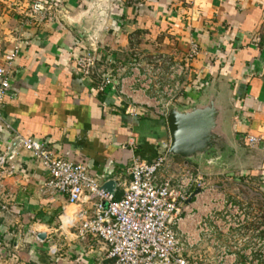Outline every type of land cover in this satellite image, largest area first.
<instances>
[{"label":"crops","instance_id":"0c3cea01","mask_svg":"<svg viewBox=\"0 0 264 264\" xmlns=\"http://www.w3.org/2000/svg\"><path fill=\"white\" fill-rule=\"evenodd\" d=\"M29 1L0 0V65L20 49L0 108V155L11 147L17 154V172L0 183V243L6 247L0 264L109 263L101 241L60 228L64 209L75 208L45 188L47 172L17 136L41 140L86 166L117 199L130 182L133 159L151 162L167 153L161 146L170 142L168 132L162 140H141L139 133L153 117L167 124L164 119L141 110L131 115L126 101L114 92L100 94L77 72L76 58L97 45L113 64L130 63L136 51L184 63L188 75L176 106L205 101L220 82L233 101L229 126L244 158L233 168L169 159L233 201L264 207V0H65L63 20L51 25L24 23ZM192 43L200 53L188 62ZM250 137L259 142L251 146Z\"/></svg>","mask_w":264,"mask_h":264},{"label":"built area","instance_id":"2783aa9c","mask_svg":"<svg viewBox=\"0 0 264 264\" xmlns=\"http://www.w3.org/2000/svg\"><path fill=\"white\" fill-rule=\"evenodd\" d=\"M65 0H30L25 24H55L63 20ZM15 47L0 65V108L10 89ZM104 47L76 58L81 77L93 80L100 94L114 92L136 116L141 110L167 121L182 98L188 67L162 53L136 51L128 64H113ZM192 43L191 62L199 55ZM114 65V66H113ZM12 131V128L9 127ZM24 151L48 174L45 188L67 198L74 211L64 209L60 228L80 240L92 237L108 247L107 264H264V207L238 203L224 190L171 161L167 154L151 162L133 159L130 182L117 199L101 187L82 164L61 156L35 138L16 137ZM259 142L250 137L254 146ZM0 155V183L17 172L14 151ZM197 191H199L197 193ZM0 243V251L5 250ZM58 253L56 246L50 254Z\"/></svg>","mask_w":264,"mask_h":264},{"label":"water","instance_id":"95a60500","mask_svg":"<svg viewBox=\"0 0 264 264\" xmlns=\"http://www.w3.org/2000/svg\"><path fill=\"white\" fill-rule=\"evenodd\" d=\"M231 109L233 101L220 82L205 101L173 105L166 121L170 142L161 146L167 157H179L186 164L233 168L246 152L233 138L229 126Z\"/></svg>","mask_w":264,"mask_h":264},{"label":"rangeland","instance_id":"374dc122","mask_svg":"<svg viewBox=\"0 0 264 264\" xmlns=\"http://www.w3.org/2000/svg\"><path fill=\"white\" fill-rule=\"evenodd\" d=\"M163 124H164V121L161 122L155 117L145 122L143 126H141L139 129L140 139L145 140L147 138H152L154 140H162L163 138H166V136L168 135L167 134L168 128H167V124H164V125ZM162 125L165 127L166 130L162 129L163 128ZM163 150H162V153H163Z\"/></svg>","mask_w":264,"mask_h":264}]
</instances>
